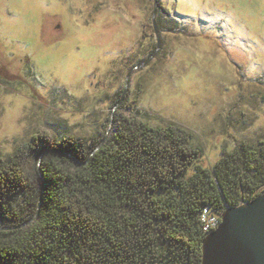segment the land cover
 Wrapping results in <instances>:
<instances>
[{"label": "rangeland", "instance_id": "obj_1", "mask_svg": "<svg viewBox=\"0 0 264 264\" xmlns=\"http://www.w3.org/2000/svg\"><path fill=\"white\" fill-rule=\"evenodd\" d=\"M157 1L160 30L156 0H0V156L122 115L191 131L210 167L264 139V0Z\"/></svg>", "mask_w": 264, "mask_h": 264}, {"label": "trees", "instance_id": "obj_2", "mask_svg": "<svg viewBox=\"0 0 264 264\" xmlns=\"http://www.w3.org/2000/svg\"><path fill=\"white\" fill-rule=\"evenodd\" d=\"M167 21L156 0L153 27ZM47 143L0 156V264H202V209L264 189V139L211 167L191 131L135 116L102 141Z\"/></svg>", "mask_w": 264, "mask_h": 264}, {"label": "water", "instance_id": "obj_3", "mask_svg": "<svg viewBox=\"0 0 264 264\" xmlns=\"http://www.w3.org/2000/svg\"><path fill=\"white\" fill-rule=\"evenodd\" d=\"M202 264H264V191L227 206L202 240Z\"/></svg>", "mask_w": 264, "mask_h": 264}, {"label": "built area", "instance_id": "obj_4", "mask_svg": "<svg viewBox=\"0 0 264 264\" xmlns=\"http://www.w3.org/2000/svg\"><path fill=\"white\" fill-rule=\"evenodd\" d=\"M220 214L215 213L212 209L204 207L201 211V220L203 221V229L207 233L216 228L220 222Z\"/></svg>", "mask_w": 264, "mask_h": 264}]
</instances>
